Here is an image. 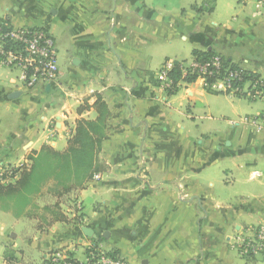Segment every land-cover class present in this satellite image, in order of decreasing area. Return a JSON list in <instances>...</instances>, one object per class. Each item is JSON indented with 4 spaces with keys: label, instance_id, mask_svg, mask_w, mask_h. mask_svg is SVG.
Instances as JSON below:
<instances>
[{
    "label": "crops",
    "instance_id": "obj_1",
    "mask_svg": "<svg viewBox=\"0 0 264 264\" xmlns=\"http://www.w3.org/2000/svg\"><path fill=\"white\" fill-rule=\"evenodd\" d=\"M0 8L10 27L46 29L59 66L55 83L31 89L20 69H0V185L16 187L34 165L51 168L35 176V191L0 196V264H50L60 249L84 262L90 248L128 264H241L233 252L247 264L264 259L242 248L264 227V107L242 116V101L218 86L160 81L167 63L186 61L165 58L154 70L155 53L180 38L192 56L214 52L264 81V3L0 0ZM5 68L21 73L8 84ZM222 98L232 116L216 114ZM91 139L97 170L78 185L60 167L74 160L72 148L90 150ZM64 185L73 193L56 191Z\"/></svg>",
    "mask_w": 264,
    "mask_h": 264
},
{
    "label": "built area",
    "instance_id": "obj_2",
    "mask_svg": "<svg viewBox=\"0 0 264 264\" xmlns=\"http://www.w3.org/2000/svg\"><path fill=\"white\" fill-rule=\"evenodd\" d=\"M259 1L264 3V0ZM184 66L187 70L185 74L188 72L191 76L196 75L206 89L218 86L217 89L226 94L246 93L250 98L264 99V81L256 79L245 82V72L225 68L223 59L218 55L204 62L194 59ZM4 67L20 69L22 80L30 89L39 84L55 83L59 66L54 38L44 28H15L0 20V69ZM173 67L171 62L166 64L160 74L161 82L170 81L169 72ZM246 83L250 85L248 89H244ZM242 248L245 254L264 255V227L256 233L254 239L247 240ZM111 254L100 248H90L86 260L80 262L67 249H60L49 254L48 260L50 264H128L124 258Z\"/></svg>",
    "mask_w": 264,
    "mask_h": 264
},
{
    "label": "trees",
    "instance_id": "obj_3",
    "mask_svg": "<svg viewBox=\"0 0 264 264\" xmlns=\"http://www.w3.org/2000/svg\"><path fill=\"white\" fill-rule=\"evenodd\" d=\"M215 55L216 54L214 52H211V51H209V52H195L193 57L195 60H200V61L204 62V61H207L208 59H210L211 57H214ZM223 65L225 68H231L233 70L237 69L235 66L229 64V62H227L225 59H223ZM169 78L172 81L173 86H177V84L180 81H183L186 83H193L196 80H198V77L196 75L191 76L188 74V72H187V74L184 75V68L180 63H175L174 68L169 72ZM256 79H259L258 76L245 73V77H244L245 82L248 80L254 81ZM240 85H243V84L240 83ZM89 126H90V128L92 127L91 124H89ZM79 129H80L79 134L80 135L83 134L82 137L85 140L90 139L87 136V134L85 135V127L84 128L79 127ZM96 143H97L96 141H93L91 139L90 150H79V149L74 150L73 148L71 149L72 153L74 154V156H73L74 160L72 159V163H70L71 162L70 158H65V162L67 164L62 165L61 167L59 165L57 167V168L60 167V170H63L61 173H62V175H64L66 177V179H70L69 176L70 177L72 176L73 177L72 180H76L77 184L79 185L81 183L79 181L83 180V178L86 177V174L89 177L93 176L94 170H97V169H94L92 166L93 165V159L95 156L94 155V153H95L94 149L96 147ZM67 159H69L68 162H67ZM47 160L49 161L50 157H48ZM58 163H60V162H58ZM68 165H70V166H68ZM38 169L39 168H37V166L34 165L30 171H26V170L23 171V173L21 175V179L17 183L16 187H14L12 185H10L8 187H4V186L0 185V196H4V195L13 196L14 194H17L20 191V187L26 188V190L31 191V192L35 191V189H36L35 181H37L35 176L36 175H38L40 177L47 176L51 170V168L47 167L46 168L47 172L45 170L44 172L40 173L38 171ZM73 190L74 189L70 188V186H67V185H64L63 188H58V187L56 188L57 192L64 191V193L65 192L70 193ZM111 253H112L111 254L112 256L118 255V252H116V251H112Z\"/></svg>",
    "mask_w": 264,
    "mask_h": 264
},
{
    "label": "rangeland",
    "instance_id": "obj_4",
    "mask_svg": "<svg viewBox=\"0 0 264 264\" xmlns=\"http://www.w3.org/2000/svg\"><path fill=\"white\" fill-rule=\"evenodd\" d=\"M199 3H202V2H199ZM184 4H185V6H187L186 1H184ZM237 4H239V3H237ZM34 12H35V9L30 8V6L27 8V13H28L27 15H34L33 14ZM0 14H4V11L1 8H0ZM206 16H209V14H207ZM56 38L58 39V41L60 42V45L62 47V50L59 53V64H60V67L64 70V72H66L70 57L66 52V45L64 42V38H62V36H60L59 32L56 33ZM164 53L167 57L164 56ZM165 58L170 59L171 61H176V62L177 61H186V62H189V63L185 62V64L188 65L194 60L193 56H192V47H191L189 42H184L183 40L178 38L175 45L173 47L169 48L168 52H162V54H159L158 52L155 53V59H154V61H155V64H154L155 69L154 70L155 71L160 68L161 63H163L165 61ZM8 69L5 68V70H3L4 74L10 73L9 76L4 77L5 78L4 82H7V83L9 82V80L11 78L15 79L19 75V73H21L20 70H19V72L18 71L8 72ZM15 70H17V69H15ZM220 95H222V97L223 96L228 97V98L232 99V101H234V102L241 100L242 101L241 105H244V106H243L242 110L238 109L239 110L238 114L242 115V116H244L246 114H253L255 112L254 110L256 108L262 109L264 107V105L261 102L253 101V100H250L248 98L239 97V96L233 95V94H220ZM216 105H217L216 114L232 116L233 108L231 105L224 102L223 98L221 99V101L217 100ZM217 126H220V125L213 124L211 126V128H208V130H215ZM221 128H224V126ZM68 197H70V203H68L67 205L68 206L70 205V207L72 208L71 209L72 211H74V212L77 211L79 204L76 203V201H75L76 196L75 197L73 196V198H72V195L71 196L69 195ZM46 201H47V203H50V204L53 203L51 198L46 199ZM79 210H80V208H79ZM75 217L79 218V216H77V215H75ZM233 254L236 255V257H238V261L241 264H247V262H245L247 260L238 256L237 252H233ZM37 256L39 257V260H40V256L39 255H37ZM256 259L258 260V264H262V261L264 260L260 256H258Z\"/></svg>",
    "mask_w": 264,
    "mask_h": 264
},
{
    "label": "water",
    "instance_id": "obj_5",
    "mask_svg": "<svg viewBox=\"0 0 264 264\" xmlns=\"http://www.w3.org/2000/svg\"><path fill=\"white\" fill-rule=\"evenodd\" d=\"M18 95V93L17 94H15V95H13V97H15V96H17Z\"/></svg>",
    "mask_w": 264,
    "mask_h": 264
}]
</instances>
